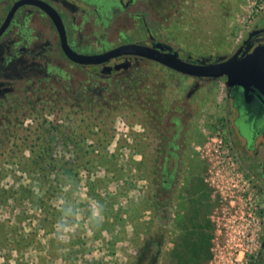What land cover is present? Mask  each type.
Instances as JSON below:
<instances>
[{
	"label": "rangeland",
	"instance_id": "obj_1",
	"mask_svg": "<svg viewBox=\"0 0 264 264\" xmlns=\"http://www.w3.org/2000/svg\"><path fill=\"white\" fill-rule=\"evenodd\" d=\"M48 1L60 12L70 43L79 52L98 53L121 44L148 43L153 38L178 51L183 59L208 62L230 56L264 15V9L256 11L259 0H131L128 7V0ZM1 9L0 18L7 7ZM8 53H25L34 65L22 81L0 87V188L27 187L41 195L37 175L29 174L25 167L28 149L35 144V131L42 130L43 120L57 122L62 115L57 108L54 115L48 113L58 100L53 89L73 88L80 80L95 89L96 96L99 88L110 86V90L122 94L121 101L129 99L117 109L114 138L108 147L110 154L119 155L116 164L122 169L121 177L98 191L114 203L115 211L122 210L123 220L129 199L145 200L154 193L147 170L161 145L158 132H151L154 122L149 117V104L153 95L146 89L138 104L133 87L127 88L129 79L133 78L130 84L139 79L162 90L163 109L173 114L169 120L176 128L173 142L182 151V166L170 198L160 201L161 209L141 211L138 234L127 221L116 225L112 232L94 231L92 220L104 218L88 196L86 180L111 178L103 167H95L89 174L80 172L77 190L66 211L74 206L72 221L65 216L60 219L47 215L44 229L42 220L46 216L40 203L7 200L0 204V264H181V248L190 243L189 231L183 229L189 226L188 220L196 221L192 187L200 183L206 186L214 209L216 199L210 178L217 171L225 173L228 160L236 159L222 131L223 84L218 79L201 81L172 71L167 75L165 68L148 61L138 62L128 74L111 80L94 77L87 69L67 62L52 24L35 14L16 21L0 40V58ZM52 138L53 157L72 161L73 154L61 146L56 135ZM86 144L93 142L88 140ZM141 162L145 164L135 165ZM65 191L63 188L51 200H44L49 212L64 206ZM146 222H150L147 233L154 234L155 240L163 231L162 252L157 254L154 243L139 261L137 246L147 237L146 227L142 226ZM27 243L31 246L23 248Z\"/></svg>",
	"mask_w": 264,
	"mask_h": 264
},
{
	"label": "trees",
	"instance_id": "obj_2",
	"mask_svg": "<svg viewBox=\"0 0 264 264\" xmlns=\"http://www.w3.org/2000/svg\"><path fill=\"white\" fill-rule=\"evenodd\" d=\"M164 71L169 75L170 70ZM88 72L93 74L94 77L98 75L95 70H88ZM143 78L147 79L148 77L144 75ZM132 79H129L130 82H132ZM130 82H127V88L133 87L132 91L135 99L138 98V104L140 101L139 97L143 96L142 94L146 89H150L149 93H152L153 100H150L151 103L149 104L150 108H152L149 117H152L154 122L151 132H158L156 135L161 137L160 150L156 154V159L148 166V170L146 169L149 174L148 179L155 187L151 197L145 200L129 199L128 207L123 211L126 219L123 220L120 217L122 210L115 211L114 203L99 194L98 191L101 188H104L110 181L119 180L122 174V169L116 164L119 155L117 153L110 154L108 147L114 138L113 124L114 118L117 117V109H119L120 104L124 103L126 105L129 99L121 101L122 94L116 89L110 90V86L96 89L99 92L96 96L95 89L84 86L83 84H86L85 81L80 80L73 88L65 86L61 89H53L54 93H56L54 97L58 100L56 99L57 101L48 108V113L49 115H54L56 113L55 108H57L61 110L62 115L57 119V122L44 119L41 125L42 130L39 132L35 131L33 140L36 141L35 144L28 149L29 157L26 159L25 167L29 174L37 175L38 178L36 180L41 190V195H37L31 188L27 187H20L18 190L0 188V204H4L9 199L17 201V204H20L18 201L23 202L24 200L29 201L32 205L40 203L46 216L42 220L44 229L46 228L47 215L51 217L60 216V219L65 216L69 221H72L75 214L74 206H71L69 212L66 211L72 203L74 192L77 190L80 172L85 171L89 174L93 168L103 167L106 173L112 174L111 178L91 180L88 177L86 180L88 196L97 203L100 215L104 218L103 221L99 219L92 220L94 231L106 229L112 232L116 225H122L127 221L133 225L135 232L138 234L139 224L137 221L141 218V211L145 209L153 212L158 211L163 205L160 201L170 196V190L176 183L181 170L180 158L182 157V151L178 145L174 147L173 140L177 132L175 125L169 120L173 117V114L166 112L167 109H163L162 90L152 86V84L147 85V82L140 83L139 79L137 83L130 84ZM98 94L100 95L98 96ZM47 95H50L49 92ZM155 95H157L158 99H156ZM149 123L152 124V122ZM185 123L186 121L183 120V125ZM170 124L173 128H170ZM53 135L58 137L64 149L69 150L73 154L72 161H67L63 157L60 159L53 157ZM179 136L180 133L178 138ZM88 140H91L93 145L88 146L86 144ZM144 164L141 162L135 165ZM63 188H66L64 206L60 210H51L52 212H49V206L44 200H51ZM192 190L194 193L193 197L196 194V197L192 200L196 221L191 223L188 220L189 226L183 229L185 233L189 231L187 237L190 243L188 244L187 242L182 246V262L180 263L207 264L211 258L210 247L213 226L210 220L206 218V215L213 209L214 205L210 200L211 191L206 186L201 183L195 184ZM162 191L163 193H161ZM15 194L18 196L15 197ZM106 203L108 206L104 208ZM110 219L113 220L112 223H110ZM149 225L150 222L142 224V226L146 227L145 234L147 237L140 246H137V259L139 261L146 255L150 245L154 243L157 244V254L160 255L162 252L164 233L161 231L160 236L155 240L154 234L147 233ZM30 246V243H27L24 244L23 248Z\"/></svg>",
	"mask_w": 264,
	"mask_h": 264
},
{
	"label": "flooded vegetation",
	"instance_id": "obj_3",
	"mask_svg": "<svg viewBox=\"0 0 264 264\" xmlns=\"http://www.w3.org/2000/svg\"><path fill=\"white\" fill-rule=\"evenodd\" d=\"M17 1L19 0H0V9L7 7V11L3 15V17L0 18V26L4 22L12 6ZM40 1L49 4L61 16L60 12L54 7L53 3H51L48 0H40ZM54 1H62V0H54ZM130 2L131 0H128L125 6L128 7ZM72 6L74 7L73 4ZM33 14L38 15L40 17H44L45 19L49 20L50 23L52 24L48 16L38 7L31 5L21 6L15 11L8 28L2 34L0 40L9 32V30L12 28L13 24L16 21L20 19L29 18ZM52 27L56 32L53 24ZM66 34H67L68 44L74 51L81 54H88L77 51L70 43L67 29H66ZM156 43H161V42H155L153 38H150L148 43H138V44L151 47L153 44ZM58 44H59V49L63 54L60 47L59 37H58ZM259 46H264V15L254 23L250 32L241 40L240 44H238L235 51L230 56L220 60H210L209 62L225 61L231 56H233L239 50L240 53L238 56V60H240L246 57L247 55L251 54ZM113 48L111 47L105 51H100L98 53H92V54L103 53ZM92 54H88V55H92ZM179 57L183 59L180 56V54ZM66 60L68 63L74 66L91 71L95 70L98 73L97 77L106 80H111L112 78L120 77L127 74L128 72L134 70V68L136 67L135 64H137L140 61H148L154 63L152 61L135 56H121L111 59L105 64L95 65V66H80L72 63L67 58ZM1 61L2 63H0V87H3L5 85L11 86L12 83L22 81L23 77H25L26 75L27 76L30 75L26 72L30 71L32 65H34L31 63V60H29L28 56L25 53H20V54L8 53L7 55L4 54L0 58V62ZM189 61L193 62L197 60L190 59ZM122 63H130V66L125 70L124 69H120L118 71L111 70L106 74H102V69L104 67H112L114 65H119ZM165 69L169 70L167 68ZM196 80L209 81L212 79L203 78ZM218 80L224 86V97H223V106H222L223 118L221 122L222 131L231 145V149L239 163V166L244 170V172L249 177L251 181L252 191L257 197L258 203L262 208V222H261V230L259 234V245L253 257L252 264H264V86L255 83L249 84L246 81H243L240 84L228 86L226 84L227 82L226 77H222Z\"/></svg>",
	"mask_w": 264,
	"mask_h": 264
},
{
	"label": "water",
	"instance_id": "obj_4",
	"mask_svg": "<svg viewBox=\"0 0 264 264\" xmlns=\"http://www.w3.org/2000/svg\"><path fill=\"white\" fill-rule=\"evenodd\" d=\"M25 5L38 7L48 16L58 34L60 47L64 56L74 64L95 66L105 64L117 57L135 56L152 61L177 74L191 78L220 79L226 77V84L228 86L240 84L243 81L249 84L255 83L264 86V46L257 47L251 54L240 60H238L239 50L222 62H208L207 60L190 62V58L186 60L181 59L178 51L163 43H156L151 47L138 43H129L99 54H81L74 51L68 44L66 29L59 13L49 4L40 0L17 1L0 26V37L8 28L15 11ZM129 66L130 63H122L112 67H104L102 74H106L111 70H125Z\"/></svg>",
	"mask_w": 264,
	"mask_h": 264
},
{
	"label": "built area",
	"instance_id": "obj_5",
	"mask_svg": "<svg viewBox=\"0 0 264 264\" xmlns=\"http://www.w3.org/2000/svg\"><path fill=\"white\" fill-rule=\"evenodd\" d=\"M264 9L259 0L256 11ZM215 207L209 218L213 226L208 264H252L259 245L262 208L251 181L236 159H229L225 173L210 178Z\"/></svg>",
	"mask_w": 264,
	"mask_h": 264
}]
</instances>
